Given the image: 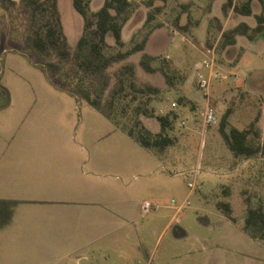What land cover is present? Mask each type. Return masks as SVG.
Masks as SVG:
<instances>
[{
  "label": "rangeland",
  "instance_id": "obj_1",
  "mask_svg": "<svg viewBox=\"0 0 264 264\" xmlns=\"http://www.w3.org/2000/svg\"><path fill=\"white\" fill-rule=\"evenodd\" d=\"M101 1L92 0V9ZM131 1L134 22L126 26L122 50L167 26L152 46L160 54L152 64L186 75L185 81L171 84L161 70L148 72L140 64L141 51L109 69L114 74L124 63L134 62L138 83L160 89L150 100L155 115L174 111L178 119L188 120L186 127L175 121L168 130L174 144L162 151L143 146L120 127L134 125L133 107L146 96H139L125 116L119 111V126L86 99L59 89L36 63L20 19L0 2V264H66L59 259L67 253L87 256L82 264H125L128 259L146 264L142 249L137 252L124 243H139L140 238L154 261L161 258L165 264H216L208 260L206 249L215 251L217 264H264V239L246 227L251 207L264 210V54L243 49L240 43L231 52L233 63L223 62L220 32L206 37L202 28L194 29L206 3L203 11L192 3L182 7L180 0H154L160 7L155 11L149 0ZM58 4L75 48L84 18L73 0ZM150 12L154 19L147 21ZM186 12L189 31L177 25ZM210 44H217L211 104L220 122L202 127L192 99L201 108L206 99L195 66L209 57ZM183 95L188 100L181 104L178 98ZM173 101L178 102L175 110ZM228 110L226 131L248 128L259 119L254 127L258 136L251 134L262 147L255 156H236L229 148L221 129ZM143 119L153 132L160 131L156 116ZM191 181L196 182L194 189ZM147 201L153 204L149 212L143 208ZM224 201L231 204V220L218 205ZM180 204L185 207L176 223L186 227L188 235L178 240L172 228L163 229ZM117 211L124 212L129 223L116 225L119 218L111 217ZM101 213L112 223L95 227ZM86 215L91 225L80 222ZM98 236L102 239L96 244L75 252L78 242Z\"/></svg>",
  "mask_w": 264,
  "mask_h": 264
},
{
  "label": "trees",
  "instance_id": "obj_2",
  "mask_svg": "<svg viewBox=\"0 0 264 264\" xmlns=\"http://www.w3.org/2000/svg\"><path fill=\"white\" fill-rule=\"evenodd\" d=\"M6 8H11L21 26L25 29V41L36 54V63L42 66L48 79L59 89L68 91L79 98L86 99L93 107L107 118L120 124L117 117L119 111L126 115L139 96H146V101L140 100L134 105V125L120 126L143 146L156 148L159 151L174 144V138L168 130L174 127L178 115L171 111L166 115H155L154 107H150L151 95L159 93L160 89L152 84L140 85L137 81V68L134 62L124 63L113 74L109 71L115 63L127 59L135 52H143L140 64L148 72L161 70L171 84L176 79L186 80L178 69L167 71L164 67H155L152 62L157 58L145 51L149 35L136 42L130 49L122 50L126 45L123 29L130 20L134 3L131 0H104V3L93 10L92 0H73L74 7L84 18V29L75 48L69 44L64 31L58 0H0ZM253 0H226L223 6L225 12L233 8L236 12L250 15L253 13ZM188 5V4H187ZM149 6H155L154 0H149ZM154 19L150 12L147 21ZM258 24L251 27L241 22L235 27L224 30L221 38V48L236 42L238 35H246L254 39L264 31V14L257 15ZM188 25L181 26L186 29ZM222 26L220 27V29ZM114 41V45L112 43ZM113 49H117L112 52ZM165 62V61H164ZM181 104L186 102V96L178 98ZM231 111L225 112L222 120V133L229 148L236 156L252 157L258 154L262 147L255 141L256 121L250 127L239 129L235 126L225 130ZM143 116H156L160 123L159 132H153L145 123ZM225 214L230 217L232 207L230 202L218 203ZM246 227L254 235L264 239V210L262 206L251 207L246 218Z\"/></svg>",
  "mask_w": 264,
  "mask_h": 264
},
{
  "label": "crops",
  "instance_id": "obj_3",
  "mask_svg": "<svg viewBox=\"0 0 264 264\" xmlns=\"http://www.w3.org/2000/svg\"><path fill=\"white\" fill-rule=\"evenodd\" d=\"M103 3H104V0L100 2L99 7ZM188 3H192L193 8H198V9H201L203 11L205 9V7H204L205 3L207 4L204 13H202L201 16H199L197 19H195L197 26L194 28V29H196L198 27L202 28L203 31H205L206 37H208L214 30L219 31L220 32L219 36H220V35H222V32L224 30L231 29L241 22H245L248 25H250L251 27H255L258 24L257 15L264 14V0H253V2H252L253 13L250 15L238 13L233 8H229L228 11L225 12L223 9V6L226 3V0H188V1L180 0L179 1V5H181L182 7H186V5ZM180 17H181L180 24H177V25L180 28H181V26L188 25L187 21H189V19H190L188 16V13L187 12L183 13ZM133 18L134 17L130 18V20L127 22V24L125 25V27L123 29V38H124L125 42H126L125 29H126V26L131 21L134 22ZM132 24L134 26H136L138 23L137 24L132 23ZM221 26H222V28L220 29ZM165 29H167V26H160L158 28H155V30H153L150 33L147 44H146V48H145V51L147 53H149L155 57L160 55L159 52L156 50V48H152V46H153V44L155 45V43L158 41V39L160 37V34H162V32ZM189 30H190V27L188 25V27L186 29H184V31H189ZM172 33L178 34V32L174 29L172 30ZM203 43H205V42H203ZM240 43H241L242 47H244L243 49L248 48L249 50H253L256 48L258 52H260L261 54H264V31L262 33L258 34L254 39H250L246 35H238L236 38V42L234 44H230V45L226 46L225 48H222L223 54H222L221 58H222V61H223V59L225 60L223 62L233 63L234 59L231 55V52H233V51L236 52ZM211 45H213V44H210L209 46H211ZM243 45H245V46H243ZM229 94H231V92H229ZM192 100L194 101L195 106H198V107L200 106L198 100H196V99H192ZM262 104H263V109H264V102ZM261 116L262 117H261L260 121L263 122L264 121V110H263V113ZM160 129H161V126H160ZM1 196L2 195H0V197ZM9 196H11V195H9ZM181 212H183V210H181L179 213H177V210H176V214H174V217L167 222V224L165 225V227L163 229V231H166V230L172 228L173 229V236H174V238H176L178 240L182 239L188 235L187 228L184 227L183 225H180L179 223H176V221L178 222L180 220ZM224 216L226 218H228L229 220H231L226 214H224ZM111 218H119L120 220L117 219V221H116L117 223H115V224L116 225L120 224L121 226L124 223H129V221H130L127 218V216L124 214V212H122V211H117V215H113ZM201 218H203V216H199L200 220H201ZM96 219H97L96 222L93 223L95 227H102L103 224L112 223V222H107L109 220L104 221L102 213L96 215ZM205 219L207 220V222L210 223V220L208 217H205ZM70 222L74 223L73 220ZM80 222L84 226H86L88 224L91 225V223H92L90 216H87V215L84 216V219H81ZM114 231H115V229H114ZM114 231H112V232H114ZM155 232H157V229H155ZM101 239H102L101 236L100 237L98 236L94 239L93 238H86L82 242L81 241L78 242V244H80V245H77V247L75 248V252L82 251L86 247H88L89 245L94 244V243L96 244V242H98ZM124 243L131 244L132 246H134L137 252L140 251V249H142V251L145 252L146 257H147V263L146 264H165V262H163V260H161V258L158 261H154V259L152 258V255L149 253L147 242L145 240H143L142 238L139 239V243L138 242H136V243L131 242L128 239H125ZM202 250H205V249H202ZM207 251H208V249L205 250V254H207L208 260L210 262L216 261V264H217L218 258H217V256H215V251L209 250L208 253H207ZM86 257L87 256H82V255L76 257V256H72L69 253H67V254H65V256L61 257L59 260L66 259L67 260L66 264H82L81 261L83 259H85ZM125 264H137V262H135L133 259H130V260L128 259V260H126Z\"/></svg>",
  "mask_w": 264,
  "mask_h": 264
},
{
  "label": "built area",
  "instance_id": "obj_4",
  "mask_svg": "<svg viewBox=\"0 0 264 264\" xmlns=\"http://www.w3.org/2000/svg\"><path fill=\"white\" fill-rule=\"evenodd\" d=\"M208 58L204 59L201 62H198L195 66V70L198 72V86L203 91L204 97L206 99L205 107L201 108L200 106L196 110L198 116L202 120V127L207 126H214L217 125L220 122V118L216 110L211 104V89H212V80L214 77L217 76V72L215 71V64H216V56H217V44H214L212 46L207 47ZM202 69H207L208 73L205 74L202 72ZM172 110H175L178 107V102L173 101L172 104ZM168 114V113H167ZM176 123L179 127H186L188 125L187 119H176ZM194 128L196 127L195 119L193 120ZM199 172V169L197 170V173ZM189 186L191 188L196 187V182H189ZM153 207V204L149 201H147L143 208L146 212H149ZM185 207V204H180L176 207L177 213H179L181 210H183Z\"/></svg>",
  "mask_w": 264,
  "mask_h": 264
}]
</instances>
